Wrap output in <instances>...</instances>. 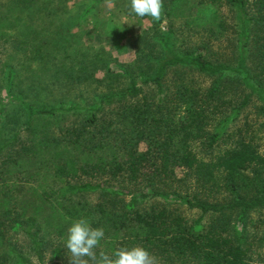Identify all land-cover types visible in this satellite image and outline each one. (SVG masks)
<instances>
[{
  "label": "trees",
  "instance_id": "1",
  "mask_svg": "<svg viewBox=\"0 0 264 264\" xmlns=\"http://www.w3.org/2000/svg\"><path fill=\"white\" fill-rule=\"evenodd\" d=\"M162 2L152 23L166 24L168 58L150 75L119 68L126 84L87 104L22 103V127L0 140V264L46 253L70 264L79 218L104 229L97 254L141 246L157 264H256L234 222L264 207V149L245 112L264 115V0ZM222 41L229 56L215 58ZM152 197L206 220L142 205Z\"/></svg>",
  "mask_w": 264,
  "mask_h": 264
},
{
  "label": "rangeland",
  "instance_id": "2",
  "mask_svg": "<svg viewBox=\"0 0 264 264\" xmlns=\"http://www.w3.org/2000/svg\"><path fill=\"white\" fill-rule=\"evenodd\" d=\"M165 28L163 21L154 25L150 17L131 13L130 0H0V140L22 127V103L87 104L126 84L127 74L119 68L137 78L150 75L168 58L160 42ZM211 51L215 58L229 56L230 43L213 42ZM178 69L168 70L169 82ZM193 76L200 84L208 82L201 74ZM245 112L264 149V115L252 105ZM162 201L152 197L142 205L165 203L189 219L206 220L195 208ZM234 225L245 233L251 261L264 264V207L250 210ZM29 258L32 264H64L48 253L42 262Z\"/></svg>",
  "mask_w": 264,
  "mask_h": 264
},
{
  "label": "clouds",
  "instance_id": "3",
  "mask_svg": "<svg viewBox=\"0 0 264 264\" xmlns=\"http://www.w3.org/2000/svg\"><path fill=\"white\" fill-rule=\"evenodd\" d=\"M162 8V0H130L131 13L152 21L161 20ZM104 236V229L92 227L87 219L72 221L64 240L70 264H157V258L141 246L118 247L110 253L100 249L97 254Z\"/></svg>",
  "mask_w": 264,
  "mask_h": 264
}]
</instances>
